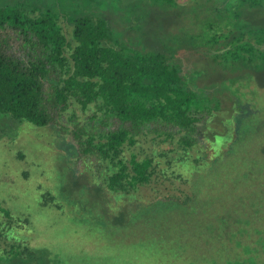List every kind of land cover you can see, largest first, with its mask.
I'll use <instances>...</instances> for the list:
<instances>
[{
	"label": "trees",
	"instance_id": "1",
	"mask_svg": "<svg viewBox=\"0 0 264 264\" xmlns=\"http://www.w3.org/2000/svg\"><path fill=\"white\" fill-rule=\"evenodd\" d=\"M87 1L64 11L54 1L0 0V113L52 129L55 168L64 176L58 187L52 176L51 186L24 189L34 187L42 206L92 229L164 210L158 257L169 264H198L194 250L208 256L224 247L232 253L203 264H264V180L245 170L264 161V123L250 128L263 114L264 32L244 30L251 21L244 10L264 0H215L217 7L214 0ZM212 10L224 27L210 36ZM214 36L224 37L227 89L203 83L190 53L197 38ZM245 134L263 137L239 151ZM229 165L241 167L240 182L222 179ZM176 180L187 185L178 194L142 193ZM5 205L0 264H59L31 213ZM252 233L255 249L244 252L242 236Z\"/></svg>",
	"mask_w": 264,
	"mask_h": 264
},
{
	"label": "rangeland",
	"instance_id": "2",
	"mask_svg": "<svg viewBox=\"0 0 264 264\" xmlns=\"http://www.w3.org/2000/svg\"><path fill=\"white\" fill-rule=\"evenodd\" d=\"M48 1H54V6L57 9L60 7L64 11H66V5L79 9L88 4V1L84 3V0ZM105 1L107 2V0ZM179 2L185 4L189 0H180ZM214 4L215 7L218 6L215 0ZM223 4L226 5V3ZM89 5H92L91 0ZM198 7L200 6L198 5ZM220 7V10L226 9H222V4ZM218 13L216 10H212L209 14L208 19L211 22V30H208L206 34L210 36L214 33L219 34L224 27L223 24L220 26ZM244 13L245 16L249 15L251 20V25L244 21L247 24L244 26V30L256 28V32L262 36L264 32V3L248 10V12L244 10ZM245 16L244 18L249 19ZM197 25H200V23L198 22ZM252 25L253 27H251ZM64 30L69 37L68 29L65 28ZM197 40L198 44L195 47L191 46L190 53L193 54L194 65L199 68L197 70L204 74L202 82L210 83V85L218 89L230 88L233 79L229 77L231 69L225 67L228 63L225 62V56L221 54L224 48L220 46L224 37L214 36L207 42L203 41L204 39L202 38H197ZM260 48H263V45ZM260 81L264 82V78H261ZM260 100L263 105V114L261 112L257 114L250 128H254V124L258 121L264 123V97L260 98ZM258 132L264 134L262 129H258ZM245 137L248 140L243 142L239 151L246 150L252 142L256 144L254 146L255 149L257 143L262 140L263 135L249 138L245 134ZM58 150L52 129L14 120L0 113V203L5 205L4 202L9 200L5 207L13 209L14 211L11 210V212L14 214H20L21 212L18 211L22 210V212L31 213L35 220L34 228L38 231L37 236L40 239L42 238V242L45 243L44 247L57 255L60 259L59 264H169L166 260H160L158 257L161 247L158 246L160 241L157 239L163 237L165 232V230H162L163 226H161L163 222H166V212L164 210L155 211L154 215H151L150 212L148 214L145 212L135 213L129 215L130 217L124 215L121 223L108 222L105 228L96 226L92 229L79 223V216V218L73 217V215L62 214L51 207L42 206L41 192L38 194L34 187L24 189V186H32V184L33 186L39 185L41 187L45 185L51 186L53 179L56 180V187L60 185L64 176L63 173H60L55 168L56 164L54 163V157L57 155ZM19 152L23 153L22 158L18 157ZM51 161L53 162L51 163ZM253 165L248 164L245 170H254V174H252L254 180L255 178L264 180V161L259 160L257 164ZM230 166L232 165L221 168L225 169L222 179L226 180L230 175L231 179L229 181L237 183L242 173L241 167ZM23 170H27L29 177L31 176L27 179L28 181H24L22 178ZM52 176L54 177L53 179ZM227 185L229 186L230 183ZM186 187V184H181L177 180L172 185L167 181H162L161 183H154L145 187L142 193L145 197H151L154 193L168 191L178 194L181 190H185ZM243 188L248 189L250 185L246 183ZM22 189H24V192H21ZM253 192L256 197L260 195L256 187L253 188ZM203 208L209 210L210 203H205ZM156 228L160 230L159 233L154 231ZM239 229L244 230L245 228ZM27 234L32 237L34 233L28 232ZM248 236L247 234L242 236L243 243H248L243 246L244 252H247L246 247L249 250L255 247L251 245L255 234L252 233ZM192 249L193 247L189 251ZM212 250V253L208 256L203 252L194 250L191 252V256L195 258L198 264H203L206 258L215 254H218L219 258L223 259V250L226 251V254L232 253L230 249L225 247L222 250L219 249L218 252L216 249Z\"/></svg>",
	"mask_w": 264,
	"mask_h": 264
}]
</instances>
